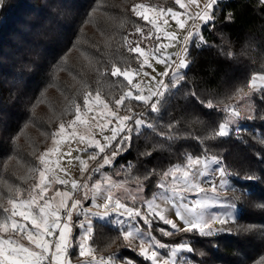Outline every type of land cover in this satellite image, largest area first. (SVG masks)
Listing matches in <instances>:
<instances>
[{
    "label": "trees",
    "instance_id": "trees-1",
    "mask_svg": "<svg viewBox=\"0 0 264 264\" xmlns=\"http://www.w3.org/2000/svg\"><path fill=\"white\" fill-rule=\"evenodd\" d=\"M140 1L176 6L174 0H0V228L10 218L7 202L36 184L39 155L59 124L88 94L115 105L128 89L114 67L139 69L135 47L155 39L151 24L133 11ZM260 72L264 0H219L191 45L183 80L168 87L156 108L135 98L122 103L133 117L144 114L147 126L118 151L108 167L114 178L123 172L117 179L141 180L149 196L174 164L215 155L235 183L236 220L220 233H174L172 241L192 246L178 264H264V88L253 93L252 115L240 116L239 129L227 136L220 130ZM90 241L98 253L126 246L121 230L103 221H95Z\"/></svg>",
    "mask_w": 264,
    "mask_h": 264
},
{
    "label": "rangeland",
    "instance_id": "rangeland-1",
    "mask_svg": "<svg viewBox=\"0 0 264 264\" xmlns=\"http://www.w3.org/2000/svg\"><path fill=\"white\" fill-rule=\"evenodd\" d=\"M218 1L174 0L176 6L169 8L144 1L134 5L155 37L135 47L142 58L140 73L114 67L112 73L129 83L116 104L88 94L75 115L59 124L39 155L36 184L25 197L6 204L10 218L0 228V264H178L192 246L172 241L174 233H220L236 220L235 183L215 155H190L174 164L149 196L141 180L117 179L123 172L114 178L108 171L123 144L147 126L144 114L133 117L122 108L124 99L156 108L168 87L183 80L191 45L201 38ZM263 88L264 73H256L251 89L221 124L222 135L243 125L241 115H252V95ZM95 221L121 230L124 249L98 253L90 241Z\"/></svg>",
    "mask_w": 264,
    "mask_h": 264
},
{
    "label": "built area",
    "instance_id": "built-area-1",
    "mask_svg": "<svg viewBox=\"0 0 264 264\" xmlns=\"http://www.w3.org/2000/svg\"><path fill=\"white\" fill-rule=\"evenodd\" d=\"M133 72H134L136 75H138V74L140 73V70H139V69H133ZM136 82H139V80L136 79ZM97 170L99 171L100 169H97ZM67 215H68L67 213H64V216H67ZM80 220H83V217H81Z\"/></svg>",
    "mask_w": 264,
    "mask_h": 264
}]
</instances>
